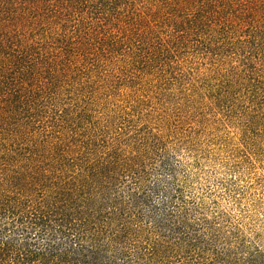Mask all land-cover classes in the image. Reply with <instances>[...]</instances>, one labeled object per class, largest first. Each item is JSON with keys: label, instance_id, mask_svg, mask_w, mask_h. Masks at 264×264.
<instances>
[{"label": "trees", "instance_id": "16d2710c", "mask_svg": "<svg viewBox=\"0 0 264 264\" xmlns=\"http://www.w3.org/2000/svg\"><path fill=\"white\" fill-rule=\"evenodd\" d=\"M210 109L264 116V0H0V264H264L177 153Z\"/></svg>", "mask_w": 264, "mask_h": 264}, {"label": "rangeland", "instance_id": "374dc122", "mask_svg": "<svg viewBox=\"0 0 264 264\" xmlns=\"http://www.w3.org/2000/svg\"><path fill=\"white\" fill-rule=\"evenodd\" d=\"M169 101L170 107L177 104ZM223 111L210 109L201 121L191 116L188 122L203 146L177 153L198 174L199 185L219 190L222 205L248 230H258L264 243V116L229 117ZM247 134L253 139L246 140Z\"/></svg>", "mask_w": 264, "mask_h": 264}]
</instances>
